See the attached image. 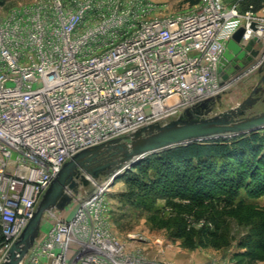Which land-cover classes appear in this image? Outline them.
Masks as SVG:
<instances>
[{
    "label": "built area",
    "instance_id": "2783aa9c",
    "mask_svg": "<svg viewBox=\"0 0 264 264\" xmlns=\"http://www.w3.org/2000/svg\"><path fill=\"white\" fill-rule=\"evenodd\" d=\"M146 7L40 0L0 12V264L76 154L221 96L219 64L239 29L264 60V1L200 0L164 18ZM111 184L68 192L74 217L54 222L23 264H125L102 222Z\"/></svg>",
    "mask_w": 264,
    "mask_h": 264
},
{
    "label": "rangeland",
    "instance_id": "374dc122",
    "mask_svg": "<svg viewBox=\"0 0 264 264\" xmlns=\"http://www.w3.org/2000/svg\"><path fill=\"white\" fill-rule=\"evenodd\" d=\"M39 1L0 0V12L7 14L11 10L33 5ZM145 3L148 7H146L148 18H164L188 11L192 7L190 0H145ZM252 71L249 69L239 71L226 82L225 91L221 94V103L217 106L216 112L231 109L250 95L261 80V74ZM263 110L264 105L256 108L258 112ZM96 189L94 185H91L82 195L89 197ZM252 190L255 191V189L241 190L233 205L218 203V213L225 218L229 235L222 247H202L198 243L194 247H188L183 239L175 235L174 220L185 219L189 225L188 230L215 232L216 228L209 217V214L214 211V206L206 207L198 217L182 211H179L181 212L179 214L173 207L183 208L190 204V201L178 195H171L173 197L170 199L167 196L156 197L153 203L149 204V208L146 207L147 209L143 211L132 210L122 201V195L127 192L125 180L121 178L112 182L106 196L109 213L102 222L110 239L121 245L118 247L121 252L115 261L125 264H264V259L253 261L244 256L246 250L241 247L242 240L249 230V219L264 208V194L251 197ZM260 192L261 190L256 194ZM251 206L254 207L249 208ZM75 211L76 204L67 208L64 213H57L55 217L53 214L47 218L43 233L48 231L56 221L72 219ZM150 217L155 221H152ZM74 256V252L69 253L68 258L72 259Z\"/></svg>",
    "mask_w": 264,
    "mask_h": 264
},
{
    "label": "trees",
    "instance_id": "16d2710c",
    "mask_svg": "<svg viewBox=\"0 0 264 264\" xmlns=\"http://www.w3.org/2000/svg\"><path fill=\"white\" fill-rule=\"evenodd\" d=\"M190 1L192 6L200 2ZM263 1L250 0L258 6ZM121 178L127 185L122 201L132 210L149 208V204L158 196L170 199L175 195L190 201L183 208L173 207L175 212L182 211L198 217L206 207L214 206L209 217L216 228L215 232L188 230L185 219L174 220L173 231L188 247H194L197 243L202 247H222L229 235L226 220L218 213V203L233 205L243 189H255L256 192H250L251 197L264 194V130L194 142L148 155ZM248 227V233L241 243L246 250L243 255L253 261L262 260L264 208L251 216ZM2 243L0 237V246Z\"/></svg>",
    "mask_w": 264,
    "mask_h": 264
},
{
    "label": "water",
    "instance_id": "95a60500",
    "mask_svg": "<svg viewBox=\"0 0 264 264\" xmlns=\"http://www.w3.org/2000/svg\"><path fill=\"white\" fill-rule=\"evenodd\" d=\"M244 33L243 28L239 29L228 42L219 64V72L223 74V70L229 67L223 77L224 81L244 69L263 74L245 100L231 109L216 112L222 99V96H218L186 109L176 119L147 125L76 154L65 163L43 194L32 219L2 264L25 262L43 233L47 218L63 213L72 205L73 198L68 192L78 195L81 188H88L93 182L107 179L117 181L137 162L151 154L194 142L264 130V110L256 111L259 105H264V60L260 61L261 50L255 49L259 40H252L247 46H242ZM105 157H118V160L102 164L101 160Z\"/></svg>",
    "mask_w": 264,
    "mask_h": 264
},
{
    "label": "flooded vegetation",
    "instance_id": "af4514ba",
    "mask_svg": "<svg viewBox=\"0 0 264 264\" xmlns=\"http://www.w3.org/2000/svg\"><path fill=\"white\" fill-rule=\"evenodd\" d=\"M263 77V74L261 75V78ZM118 160V157H114V158H109V157H105L101 160V163L102 164H110V163H113L115 161Z\"/></svg>",
    "mask_w": 264,
    "mask_h": 264
},
{
    "label": "bare ground",
    "instance_id": "6f19581e",
    "mask_svg": "<svg viewBox=\"0 0 264 264\" xmlns=\"http://www.w3.org/2000/svg\"><path fill=\"white\" fill-rule=\"evenodd\" d=\"M109 190H110V189H109ZM64 212H65V211H64ZM64 212H63V213H64ZM65 214H66V213H65ZM63 215H64V214H63ZM55 216H56V215L54 214L53 217H55ZM82 219H83V222H84L85 217H83ZM119 246H121V245H118L117 247H119ZM114 248H116V246H114ZM116 249H119V248H116ZM53 259H54V258H53ZM54 262H55V259H54ZM54 262H53L52 264H54ZM56 264H57V263H56Z\"/></svg>",
    "mask_w": 264,
    "mask_h": 264
},
{
    "label": "crops",
    "instance_id": "0c3cea01",
    "mask_svg": "<svg viewBox=\"0 0 264 264\" xmlns=\"http://www.w3.org/2000/svg\"><path fill=\"white\" fill-rule=\"evenodd\" d=\"M232 1V0H231ZM47 232V231H46ZM43 262V264H51L50 262H48L47 260H43L42 261Z\"/></svg>",
    "mask_w": 264,
    "mask_h": 264
}]
</instances>
